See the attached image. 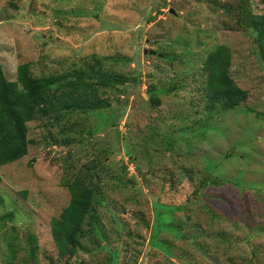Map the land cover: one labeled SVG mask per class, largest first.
I'll return each instance as SVG.
<instances>
[{
	"label": "rangeland",
	"instance_id": "1",
	"mask_svg": "<svg viewBox=\"0 0 264 264\" xmlns=\"http://www.w3.org/2000/svg\"><path fill=\"white\" fill-rule=\"evenodd\" d=\"M239 4L0 0L9 80L21 63L42 76L94 57L108 72L139 77L108 91V108L28 123V153L0 167V264H25L33 236L34 264H264V62ZM251 5L263 12L261 1ZM218 44L229 46L248 97L211 110L200 74ZM78 171L101 177L100 203L69 258L51 221L69 205L65 180Z\"/></svg>",
	"mask_w": 264,
	"mask_h": 264
},
{
	"label": "trees",
	"instance_id": "2",
	"mask_svg": "<svg viewBox=\"0 0 264 264\" xmlns=\"http://www.w3.org/2000/svg\"><path fill=\"white\" fill-rule=\"evenodd\" d=\"M251 1L240 0V24L255 36L258 44L255 52L258 59L264 62V0H259L263 5L262 13L253 12ZM94 60L88 67L42 76L33 74L31 63H21L17 68L16 80L6 77L0 61V167L28 153L31 142L28 136L29 122L37 119L56 120L62 112L72 110L97 112L108 108L112 104L108 91H121L120 86L139 81L137 76L108 72L101 67L98 57H94ZM231 65L232 53L226 44H218L205 59L200 75L205 78L204 89L211 110L219 103L226 108H234L248 97V90L240 87L233 78ZM154 88L152 86L149 92ZM152 101L155 105H161L158 97H153ZM92 169H95V165ZM96 174L94 171L86 176L78 171L65 180L71 195L70 203L59 217L51 221L53 237L62 256L72 258L83 248L85 220L100 203L98 182H101V177ZM204 182L209 184L214 181ZM35 242L36 237H31L25 264H34L30 259L36 258Z\"/></svg>",
	"mask_w": 264,
	"mask_h": 264
},
{
	"label": "water",
	"instance_id": "3",
	"mask_svg": "<svg viewBox=\"0 0 264 264\" xmlns=\"http://www.w3.org/2000/svg\"><path fill=\"white\" fill-rule=\"evenodd\" d=\"M154 52V51H153Z\"/></svg>",
	"mask_w": 264,
	"mask_h": 264
}]
</instances>
